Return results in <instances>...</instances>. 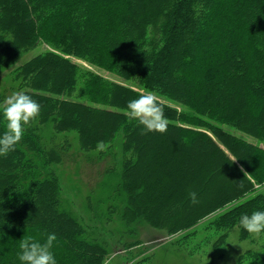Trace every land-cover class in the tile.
<instances>
[{
	"label": "trees",
	"instance_id": "1",
	"mask_svg": "<svg viewBox=\"0 0 264 264\" xmlns=\"http://www.w3.org/2000/svg\"><path fill=\"white\" fill-rule=\"evenodd\" d=\"M0 60L12 68L0 103L24 91L41 105L0 157V264H22L21 239L50 233L57 264H104L109 244L64 206L54 167L100 141L97 160L113 159L119 137L121 174L103 182L102 223L116 216L128 234L142 223L183 233L212 215L215 248L235 227L253 240L239 220L264 211V0H0ZM148 92L176 104L160 101L164 134L128 115V102ZM238 264H264V241Z\"/></svg>",
	"mask_w": 264,
	"mask_h": 264
},
{
	"label": "rangeland",
	"instance_id": "2",
	"mask_svg": "<svg viewBox=\"0 0 264 264\" xmlns=\"http://www.w3.org/2000/svg\"><path fill=\"white\" fill-rule=\"evenodd\" d=\"M34 53L35 51L24 55V59ZM11 69V67L3 66L0 60V92L11 86ZM101 73L106 78H115L109 73ZM124 83L139 87L136 81ZM157 96L162 102L176 105L165 97ZM42 134L45 140H51L52 135H55L52 125L45 126ZM73 137L75 138L72 140L77 145L76 136ZM116 144L113 159L106 153L103 159L98 161L99 150L80 153L73 149L72 151L76 152L73 159L54 167L60 177L64 206L85 225L97 227L98 232L109 244L110 253L107 264H238V259L244 252L260 249L264 241L261 234L252 235L253 240H243L240 238L239 227L228 231L225 243L215 248V243L222 233L208 226L212 215L210 219L204 220L192 231L183 233H172L167 228L142 223L138 226L136 235L128 234L125 224L116 216L110 224L104 221L102 223L97 219V215L99 212L106 211L110 204L111 193V187H103V182L114 184L121 174L119 155L122 152L121 137ZM107 170L110 172L104 175ZM101 226H105L106 230L101 231ZM136 238L140 240L139 245L125 247L124 244L133 242Z\"/></svg>",
	"mask_w": 264,
	"mask_h": 264
},
{
	"label": "clouds",
	"instance_id": "3",
	"mask_svg": "<svg viewBox=\"0 0 264 264\" xmlns=\"http://www.w3.org/2000/svg\"><path fill=\"white\" fill-rule=\"evenodd\" d=\"M40 111L39 102L24 91L13 92L0 103V112L6 121V131L0 135V157L15 151L16 145L23 138L25 126L34 121L40 115ZM127 111L130 119L137 120L143 126L145 133L164 134L168 130L169 120L164 114V106L159 97L152 92L141 94L138 98L130 100ZM104 148V142H98L97 149ZM241 171L244 172L245 177L248 175L243 168ZM189 195L193 204L199 203L197 193L190 192ZM239 224L249 234L259 236L264 233V211L256 210L251 215L243 214ZM56 240L57 236L54 233L48 234L43 243L30 237L23 238L20 242L21 252L18 259L22 264H57L52 251Z\"/></svg>",
	"mask_w": 264,
	"mask_h": 264
}]
</instances>
